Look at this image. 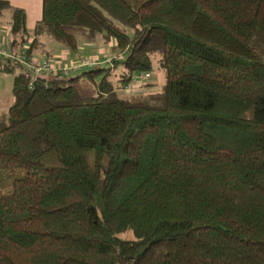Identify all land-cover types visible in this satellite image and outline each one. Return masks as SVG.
Segmentation results:
<instances>
[{"label": "trees", "instance_id": "trees-1", "mask_svg": "<svg viewBox=\"0 0 264 264\" xmlns=\"http://www.w3.org/2000/svg\"><path fill=\"white\" fill-rule=\"evenodd\" d=\"M8 9L29 54L83 28L123 56L81 75L96 95L4 61L0 264H264V0H43L32 30ZM155 57L162 90L123 95Z\"/></svg>", "mask_w": 264, "mask_h": 264}, {"label": "rangeland", "instance_id": "rangeland-1", "mask_svg": "<svg viewBox=\"0 0 264 264\" xmlns=\"http://www.w3.org/2000/svg\"><path fill=\"white\" fill-rule=\"evenodd\" d=\"M11 4L14 6H20L25 8L28 14V26L30 28H33L35 23L41 19L40 17L42 16V7H43V0H10ZM11 15H12V10H7L4 13V17L1 19L0 22V30L4 29L7 32V36L9 39H11L12 35L10 32V21H11ZM7 28V29H6ZM73 31L77 34L78 40H79V48L80 46L84 45H91L92 48H88L85 50L84 53H81L82 56L77 57L75 60H80L81 58H92L93 60H102L104 63L110 62L113 58H121L123 55L120 53L119 48L115 43L112 41L106 42L102 36L98 38L95 42L92 43H85L86 41L83 38L84 32H86V29L83 28H72ZM52 40V39H51ZM85 41V42H84ZM54 42V41H53ZM57 44L56 42H54ZM60 47H63V50L60 52H56L51 56L49 59H42L40 57L41 53H44L43 49L37 51L34 53L36 57L40 60H50V61H57L56 63H60L64 61V59L68 58L70 52H78L79 48L77 51L75 50H70L62 46L61 44H58ZM101 47H104L107 49L105 52L102 50ZM40 52V54H39ZM74 61V60H73ZM72 63V62H71ZM4 61L3 59H0V68L3 67ZM70 65V64H69ZM112 64H103L102 67L103 69H110L112 68V75L109 77L112 80L117 81L120 78L121 71L117 67H112ZM88 69L81 71L79 73V81L77 82L78 87L82 90V92L85 95H96L97 93V83L102 79L101 77L104 76V72L99 73L94 79L89 78L87 76H81L84 72H87ZM20 72V69L15 68L14 72H6V71H1L0 70V108L2 110H8L9 107L11 106L13 102V94H12V88H13V81L14 77L17 73ZM149 77L146 78V76H143L141 78L143 84H145L143 87L144 88H132L128 89L127 91H123V95H139L141 93H154V92H159L162 90V87L164 85V75L163 71L160 68L159 64V57H155L153 59V66L152 70L149 72ZM146 88V89H145ZM145 91V92H144ZM122 238H132L133 235L130 232L122 233L120 235Z\"/></svg>", "mask_w": 264, "mask_h": 264}, {"label": "built area", "instance_id": "built-area-1", "mask_svg": "<svg viewBox=\"0 0 264 264\" xmlns=\"http://www.w3.org/2000/svg\"><path fill=\"white\" fill-rule=\"evenodd\" d=\"M0 59H3L7 63H17L26 67L34 77L56 73L70 76L74 72H79L104 63V61L99 59L97 61L92 58H81L80 60L72 62L70 65H63L62 62L56 63L57 61L40 60L36 55L29 54L27 46L24 48H16L9 41L0 44ZM147 76H149V73L146 74Z\"/></svg>", "mask_w": 264, "mask_h": 264}, {"label": "crops", "instance_id": "crops-1", "mask_svg": "<svg viewBox=\"0 0 264 264\" xmlns=\"http://www.w3.org/2000/svg\"><path fill=\"white\" fill-rule=\"evenodd\" d=\"M14 6V5H13ZM15 7H20V6H15ZM21 8H23V7H21ZM25 9V8H24ZM27 12V11H26ZM4 17V16H3ZM2 17V18H3ZM0 22H1V20H0ZM10 23V22H9ZM37 23V22H36ZM36 23H35V25H36ZM35 25H34V27H35ZM27 26H28V14H27ZM33 27V28H34ZM28 28L30 29V30H32L33 28H30L29 26H28ZM7 29V28H6ZM10 29V28H9ZM7 32L8 31H5L4 29H1L0 30V44L1 43H3V42H10V39H9V37L6 35L7 34ZM41 43H43L44 44V53H41V55H40V57L42 58V59H49V58H51V56L53 55V54H55L56 52H60V51H62L63 50V47H60L59 45H58V43L57 44H55L54 42H53V40H51L50 38H47V37H42L41 38ZM85 42V41H84ZM85 43H92V42H85ZM90 49V48H92V46L91 45H84V46H80V48H79V51L78 52H70L69 53V56H68V58H66V59H64V61H62V64L63 65H69V64H71V62H74V61H76L75 59H77V57H81L82 56V54L81 53H84L85 52V50L86 49ZM102 48V50H104L105 52L107 51V49L106 48H104V47H101ZM39 54H40V52H39ZM75 58V59H74ZM74 60V61H73ZM76 73H78V72H76Z\"/></svg>", "mask_w": 264, "mask_h": 264}, {"label": "water", "instance_id": "water-1", "mask_svg": "<svg viewBox=\"0 0 264 264\" xmlns=\"http://www.w3.org/2000/svg\"><path fill=\"white\" fill-rule=\"evenodd\" d=\"M90 71L92 70V68L89 69Z\"/></svg>", "mask_w": 264, "mask_h": 264}]
</instances>
